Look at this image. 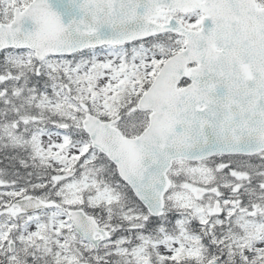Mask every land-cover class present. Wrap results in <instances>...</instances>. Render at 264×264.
I'll return each mask as SVG.
<instances>
[{
	"label": "snow or ice",
	"instance_id": "6c2138e0",
	"mask_svg": "<svg viewBox=\"0 0 264 264\" xmlns=\"http://www.w3.org/2000/svg\"><path fill=\"white\" fill-rule=\"evenodd\" d=\"M0 264H264V0H0Z\"/></svg>",
	"mask_w": 264,
	"mask_h": 264
}]
</instances>
